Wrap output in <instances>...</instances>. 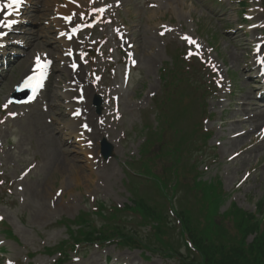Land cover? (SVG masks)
<instances>
[{"label":"rangeland","instance_id":"1","mask_svg":"<svg viewBox=\"0 0 264 264\" xmlns=\"http://www.w3.org/2000/svg\"><path fill=\"white\" fill-rule=\"evenodd\" d=\"M249 1L251 2L249 5L254 6L260 0ZM39 2L41 1L34 0V3ZM124 2L128 7L131 5L130 12L125 11L126 15H123L122 18L132 28L135 50L139 51L140 42L141 40L145 41L146 36L150 39L146 43H152L151 46L158 50L157 53L150 54L144 61L139 58L138 67L131 74L127 91L117 89L122 117L116 130L111 129L110 134L108 129L104 128L100 132L99 129L102 127L100 125L92 132L93 139L96 141L99 140L97 136H100L102 132L110 134L112 138L118 137L119 131L124 130L125 132V138L122 139L120 148L116 150L115 157L107 165L93 164L91 159H86L84 155L79 154L76 143L72 144L70 140L64 139L65 136L63 137V133H61L63 125L60 124L61 121H64V117L57 106H54V111L49 115L42 112L41 119L32 121L31 118L34 114H31L24 119L15 121L12 123L11 129H6L4 125L0 124V137L6 140L4 152H0L7 181L5 185L7 193H3V195L13 199L23 197L21 204L14 202L12 205L8 202L4 206L5 213L8 215L6 225L12 231V236H8L12 239L7 238L4 251L5 255L15 257L24 264H40V262H43L41 264H105L104 257L106 255L115 257L118 255L119 249L124 258L128 257L132 264L136 263L139 260L140 250L121 249L112 243L101 249L92 245L86 247L81 245L77 251L73 250L69 247L70 243L67 242L68 235H70L67 225L71 224L70 220L77 216L85 219L84 224L90 223L91 226L98 227L106 222V218L97 214L96 207L105 205L108 209L129 203L128 163L141 157L142 148L147 144H149V148L146 156L151 158L149 159L150 163L153 165V161H155L156 172L165 173L166 167L170 165L169 161L163 156H160L161 159L154 157L162 150L160 148L161 141L155 140L159 125L155 123L154 111L157 107H162L165 104V96H168L167 113L175 115L172 117L176 118L178 125H181L183 121L184 131H189L192 129L190 126L192 118L195 122L193 129L200 131L201 125L198 117L194 119L190 113H185V118L183 115H177V111L183 110L184 105L186 107L190 105L192 99L197 114V104L202 102L200 98L192 97L187 93L190 92L187 83L175 76L179 73L177 69L174 71L173 68L175 60L181 63L178 56L180 43H178L177 36H174L173 46L163 47L166 38L170 37L160 38L155 30L152 36L154 26L146 19L148 12L142 9L141 3H137L136 0H125ZM176 3L179 6L172 7L167 13L169 16L162 18V21L168 22L172 19L176 26L181 25V29L188 32L194 30L204 40H207L213 46L217 59L224 62L225 67L229 69V73L235 79L234 88L244 90V93H250L249 96H252V90L248 88L250 81L246 80V76L250 74L249 71L245 70V73H240V69L246 62L245 55L250 56V52L246 51L248 49L243 47L242 42L250 43L252 35L249 32L242 36L241 32L230 34L226 31V29L234 27L235 24H237L235 29L242 27L238 24L242 21L240 10L243 9V6L238 4V0H228L219 5H213L211 0H186L184 7L181 6V1ZM262 4L264 5V0H262ZM50 7L51 3H48L43 7L34 8L37 12L29 11V15L32 17L31 21H39V17L36 15L42 10L45 13L50 12ZM259 18H263V16L261 15ZM38 27L39 25H34V28L28 29L32 36L29 39L33 48L43 47V41L36 37L40 30ZM243 30L247 32L245 28ZM238 40L239 43H237ZM26 66L27 61L22 59L20 65L4 80L0 89V100L7 93L10 85L24 73ZM113 68L115 67L113 66ZM163 68L166 69L165 78L160 79ZM109 77H111L110 72ZM112 78L115 80L112 82L114 85L121 84L119 72ZM170 80L173 85L167 89ZM150 92H155L152 98L148 96ZM183 92L187 94L184 95ZM240 96V94H236L230 101L223 102L222 106L225 112L221 121L219 120L221 110H219L217 100L211 97L207 98V110L217 113L207 125L212 126L214 132L206 141V145H201L203 151L200 154L202 157L198 153L190 160L196 165V170L203 179L214 180L218 177L221 180L224 192L228 195L220 207L221 212L228 208L231 201L253 212L256 202L264 198V142L245 151L243 163L238 161L239 158L232 162L226 160L231 153L243 148L250 138L247 136L243 142L238 140L233 145L227 141L230 132L252 127L248 122L236 120L241 119L242 114H253L250 107L241 109L234 105L237 97L240 98ZM52 104L56 105L57 101L54 100ZM47 116L52 119L51 122H48ZM94 122L92 120L89 123L94 125ZM255 122L259 125L264 122V118ZM146 124H148L149 130L145 129ZM220 124L222 127L217 128ZM153 126H156V130L151 129ZM173 139L174 136L164 135V142L173 141ZM195 139L200 141L197 136ZM218 140H221L222 144L217 147L215 141ZM61 142L65 146H61ZM214 154L217 157V163L209 160L210 156ZM34 159L38 161V170L35 174L30 175L29 180L24 183L18 181V186L22 187V190L19 193L15 189V195L12 196L15 182L11 185L14 181L11 176L19 172L22 167L32 163ZM195 159L196 161H194ZM73 167H75L76 173H74ZM247 170L251 171V176L242 187L237 188L236 183ZM56 188H61L63 192L62 196L54 198L52 196ZM142 190L154 193L153 188L148 186ZM4 226H1L0 238H6L2 233ZM75 229L76 226H73V230ZM61 244L67 245L65 248L67 257L63 262L57 261L58 253L52 254L48 258L45 257L44 247H59ZM30 252L35 256L30 255L28 260L26 255L28 256ZM146 254L148 255V253ZM74 255L80 256L79 261L73 260ZM55 259L56 261L53 262ZM112 262L114 261L112 260L110 263ZM161 263L179 264L176 260L164 259L159 255L151 256L146 262V264Z\"/></svg>","mask_w":264,"mask_h":264},{"label":"bare ground","instance_id":"2","mask_svg":"<svg viewBox=\"0 0 264 264\" xmlns=\"http://www.w3.org/2000/svg\"><path fill=\"white\" fill-rule=\"evenodd\" d=\"M150 47V46H149ZM148 47V48H149ZM140 57H141V59L144 61L147 57H149V52H148V49H147V46H146V44L145 43H143L142 45H141V49H140ZM262 115H258V117H261ZM73 134H74V136H77V134L76 133H74L73 132ZM233 142H237V139H234L233 140ZM70 166L72 167V164L70 163ZM73 171H74V173H76L77 171H75V167H73Z\"/></svg>","mask_w":264,"mask_h":264}]
</instances>
